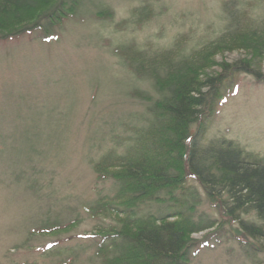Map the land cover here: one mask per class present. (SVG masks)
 <instances>
[{
	"label": "rangeland",
	"instance_id": "rangeland-1",
	"mask_svg": "<svg viewBox=\"0 0 264 264\" xmlns=\"http://www.w3.org/2000/svg\"><path fill=\"white\" fill-rule=\"evenodd\" d=\"M79 4L56 40L24 34L0 43V264H102L97 234L119 226L114 215L93 217L88 209L118 185L97 179L93 167L108 154H126L149 126L148 108L161 99L151 75L170 59L206 56L203 75L212 76L224 64L249 63V73L230 70L222 81L205 137L264 159V51L233 39L255 32L263 43L264 0ZM100 13L107 19H97ZM184 189L197 202L194 216L224 220L193 179ZM171 208L145 202L137 212L158 216ZM215 228L191 237L206 247L189 264H264V238H250L234 223Z\"/></svg>",
	"mask_w": 264,
	"mask_h": 264
},
{
	"label": "trees",
	"instance_id": "trees-1",
	"mask_svg": "<svg viewBox=\"0 0 264 264\" xmlns=\"http://www.w3.org/2000/svg\"><path fill=\"white\" fill-rule=\"evenodd\" d=\"M80 1L0 0V43L24 34L43 42L56 40L62 22L75 17ZM106 16L100 13L97 19ZM239 35L241 38L236 33L233 36L238 45L264 51V40L257 42L255 32ZM195 55L177 62L170 59L162 71L153 70L154 89L161 99L148 108L152 116L149 126L137 135L126 154L114 158L108 154L93 167L97 179L110 177L118 185L113 197L88 209L93 217L114 215L119 226L96 233L102 240L96 252L102 264H189L206 247L205 240L191 237L222 223H234L250 238H264V159L232 142L206 141L205 137L206 120L214 115L223 96L222 81L230 70L249 73L251 66L247 61L231 68L224 64L219 74L203 75L207 57ZM194 123L197 128L191 134ZM190 178L210 205L222 209L225 218L220 224L207 216H194L197 202L184 189ZM145 202L168 205L174 211L142 215L137 209ZM243 215L252 218L246 220ZM105 240H109L106 245Z\"/></svg>",
	"mask_w": 264,
	"mask_h": 264
}]
</instances>
